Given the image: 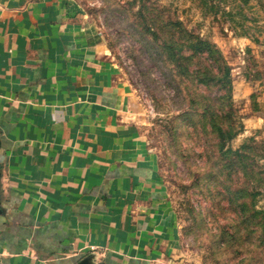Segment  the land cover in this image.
I'll use <instances>...</instances> for the list:
<instances>
[{
  "label": "crops",
  "instance_id": "1",
  "mask_svg": "<svg viewBox=\"0 0 264 264\" xmlns=\"http://www.w3.org/2000/svg\"><path fill=\"white\" fill-rule=\"evenodd\" d=\"M72 0H0V264H181L157 160Z\"/></svg>",
  "mask_w": 264,
  "mask_h": 264
},
{
  "label": "rangeland",
  "instance_id": "2",
  "mask_svg": "<svg viewBox=\"0 0 264 264\" xmlns=\"http://www.w3.org/2000/svg\"><path fill=\"white\" fill-rule=\"evenodd\" d=\"M72 2L156 157L178 260L264 264V0ZM185 32L219 50L225 88Z\"/></svg>",
  "mask_w": 264,
  "mask_h": 264
},
{
  "label": "trees",
  "instance_id": "3",
  "mask_svg": "<svg viewBox=\"0 0 264 264\" xmlns=\"http://www.w3.org/2000/svg\"><path fill=\"white\" fill-rule=\"evenodd\" d=\"M186 35L190 37L187 41L188 49L192 50L193 53L196 52H201L202 54L204 53L206 60H208V68L206 67L205 69V72L207 74L204 77L205 82L206 83L212 82L214 83V85H218L219 87L225 88L224 86L228 84L226 79L229 76V68L225 64V61L221 56L219 50L213 48V46L209 42L201 39L199 36H191L189 33H186ZM181 58L187 59V57H181V56L177 57L174 55H172L170 58V60L174 63V67L177 70V71L175 70V72L178 75H180L181 73L180 70L182 68L180 64V61L182 60ZM216 129L219 132H222L220 127H216ZM241 211L243 213H245L246 211L248 212V210H246L244 205L241 206ZM254 212H255V216L257 217L258 215L257 212L256 211ZM248 213H250V211ZM253 214L254 213L250 215L247 214L248 216L247 218H252Z\"/></svg>",
  "mask_w": 264,
  "mask_h": 264
},
{
  "label": "water",
  "instance_id": "4",
  "mask_svg": "<svg viewBox=\"0 0 264 264\" xmlns=\"http://www.w3.org/2000/svg\"><path fill=\"white\" fill-rule=\"evenodd\" d=\"M2 213H3V209H2L1 203H0V214H2ZM74 264H103V263L102 262H96L94 254L90 253V254L82 257L81 259H79Z\"/></svg>",
  "mask_w": 264,
  "mask_h": 264
}]
</instances>
